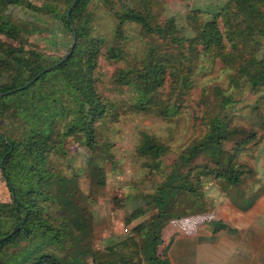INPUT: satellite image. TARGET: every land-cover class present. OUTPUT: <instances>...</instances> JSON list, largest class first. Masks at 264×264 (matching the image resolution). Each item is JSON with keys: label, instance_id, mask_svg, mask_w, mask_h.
I'll return each mask as SVG.
<instances>
[{"label": "trees", "instance_id": "16d2710c", "mask_svg": "<svg viewBox=\"0 0 264 264\" xmlns=\"http://www.w3.org/2000/svg\"><path fill=\"white\" fill-rule=\"evenodd\" d=\"M73 1L58 0L64 6L62 14L56 0H41L33 7L37 13L60 16L71 34L67 57L43 73L63 57L52 60L26 51L22 34L26 28L5 19L10 5L28 10L32 4L0 0V37L18 44L6 45L0 39V172L10 195L9 203L0 202V264H63L64 259L49 249L64 248L65 241L69 251L80 246L84 248L80 255L90 251L81 235L86 237L87 220L76 201V180L54 174L51 158L63 155L64 142L73 137L88 150L90 180L104 186V170L97 161L112 155L100 153L98 130L119 106L100 92V61L121 63L111 82L130 95L132 113H155L166 119L183 110L204 59L228 72V95L220 87L211 89L217 97L213 105L220 101L219 111L210 118L205 107L208 98L201 96L195 116H203L204 136L177 156L163 183L147 195L152 201L133 212L127 223L151 210L157 213L134 226L122 242L91 255L92 264H169L157 257L160 231L167 221L177 215L207 214L205 184L213 182L216 188L239 194L253 175L242 155H254L264 142V56H258L264 43V0H226L211 14L193 9L185 16V26L173 18L162 20L154 12L166 0H77L66 18ZM93 1L107 8L115 20L110 40L98 36L92 26ZM132 27L140 53L128 47ZM244 88L252 96H261L240 108L241 112L250 109L249 120L240 125L234 118L237 105L249 101L242 94ZM231 90H237L238 97L230 96ZM136 154L152 175L162 164L166 147L143 132ZM242 202L239 208L247 209L250 203ZM176 205L185 208L174 212ZM24 242L29 245L16 251Z\"/></svg>", "mask_w": 264, "mask_h": 264}, {"label": "rangeland", "instance_id": "374dc122", "mask_svg": "<svg viewBox=\"0 0 264 264\" xmlns=\"http://www.w3.org/2000/svg\"><path fill=\"white\" fill-rule=\"evenodd\" d=\"M29 1L32 5L28 10L24 9L23 5H10L5 12V19L10 23L26 28L22 32L27 40L24 47L26 51H36L38 54L52 60L64 57L70 48L71 34L63 25L60 16L54 17L52 14L45 12L37 13L36 8L33 7L41 5V0ZM225 1L166 0L162 8L154 7L153 10L158 12L162 20L173 18L178 25L185 26V16L190 10L199 9L207 14L215 13ZM59 2L56 0V4L59 5L58 11L62 14L64 6ZM89 9L93 17L92 26L96 34L110 40L115 28V20L112 14L102 4L95 1L91 2ZM205 17L210 18L209 15ZM187 33L189 32L187 31ZM128 36L131 38L128 47L131 48L132 52L140 53L141 46L139 40L135 38L136 30L134 27L128 29ZM0 39L6 45H18L6 40V38L0 37ZM260 47L261 51L258 56L262 57L264 56V43ZM120 64L101 60L98 68L99 77L101 78V83H99L100 92L119 106V109L114 112L115 115L112 116L110 113L104 122L99 125L98 130L101 136L100 153H103V157L107 156L105 153L108 154V152L112 155L109 160L97 161L104 170V186H97L95 182L90 180L87 165L88 150L83 145L78 144L73 137L64 142L63 155H53L51 158L54 174L76 180L78 188V192L75 193L76 201H78V206L87 220L85 222V226L87 225L86 237L83 236L84 233L81 235L84 240L83 245L87 244L85 247L90 248V251L80 255V252L84 250L81 246L75 248L74 251H69L67 241L64 242V245H66L64 248L55 246L49 249L58 259H64L63 264H91V255L94 251L103 250L105 247L122 242L125 239L124 237L130 235L129 233L134 226L147 221L154 213H157V210L154 209L130 224L127 223L133 212L145 208V205L152 201L147 198V195L153 193L152 187L154 185L163 183L177 156L190 144L201 140L204 136L203 116L202 114L201 118L195 116L201 109V96L204 95L208 98L205 107L210 111L211 115L209 117L211 118L219 111L218 103H220L218 101L213 105L217 97H214L211 89L220 87L226 91V93L224 92L225 95H228L229 92L228 72L218 63L213 65L202 59L201 69L195 78V87L190 91V95L185 97L186 102L180 113L166 119L159 118L155 113L148 115L145 113H132L133 110H130V106L133 100H130V95L125 90L118 89L111 82L112 74ZM46 65L48 64H43V66ZM230 93L233 98L238 97L237 90H231ZM242 94L249 97V101H243L240 106L237 105L234 120L240 125L249 120L246 111L250 110L246 108L241 112L240 108L252 105L253 101L261 96L260 93L257 96L250 95L247 88L243 89ZM64 101H68L67 98H64ZM143 132L155 136L166 147V154L161 158L162 164L152 175H149L148 171L143 169V161L136 154V147L139 145L141 133ZM242 158L254 172L244 185L238 189L240 193L238 194L235 190L216 188L213 182L205 184L203 191L205 202L208 205L207 214L204 216L177 215L176 218H171L160 231L163 242H167L165 241V235L193 236L196 232L205 234V232L216 228L218 221L227 218L234 220L235 218L238 220V225L249 224L254 226V263L261 264V259H258V257L260 258L261 254H264V142L254 155L246 156L243 154ZM232 198L236 199V203L232 202ZM242 199L250 203L245 210L240 209L244 206ZM0 202H10L9 191L1 172ZM178 206L173 209L174 212L182 211L185 208L184 206ZM240 211L242 212L240 213ZM74 233L76 232L74 231ZM108 239L111 243H108ZM113 242L115 243L112 244ZM27 245L29 243L24 242L15 250L19 251ZM162 249L163 247H159L158 250L160 257L162 256Z\"/></svg>", "mask_w": 264, "mask_h": 264}, {"label": "crops", "instance_id": "0c3cea01", "mask_svg": "<svg viewBox=\"0 0 264 264\" xmlns=\"http://www.w3.org/2000/svg\"><path fill=\"white\" fill-rule=\"evenodd\" d=\"M237 221L235 218L220 220L216 228L205 234L196 232L193 236L165 235L167 242H163L160 237L157 257L166 259L169 264H255L254 226L238 225ZM108 240L109 243L110 239ZM159 247H163L161 257L158 255ZM258 259L264 264V254Z\"/></svg>", "mask_w": 264, "mask_h": 264}, {"label": "water", "instance_id": "95a60500", "mask_svg": "<svg viewBox=\"0 0 264 264\" xmlns=\"http://www.w3.org/2000/svg\"><path fill=\"white\" fill-rule=\"evenodd\" d=\"M76 2H77V0H74V1L72 2V4L70 5V8L67 10L66 15H65L66 18H68V15H69L71 9H72V8L74 7V5L76 4ZM68 54H70V51H69ZM66 57H67V55H66L65 57H63V59L60 60V61H59L58 63H56L55 65H52V66H50L49 68L45 69V70L43 71V73L49 72L50 70L54 69L58 64L62 63L63 60H64ZM43 73H41V75H42ZM41 75H40V76H41ZM21 225H22V223H20V226H21ZM16 231H17V227L12 231L11 234H14Z\"/></svg>", "mask_w": 264, "mask_h": 264}]
</instances>
